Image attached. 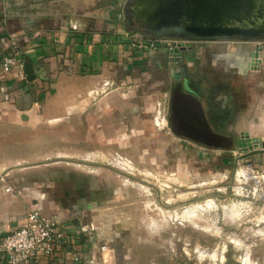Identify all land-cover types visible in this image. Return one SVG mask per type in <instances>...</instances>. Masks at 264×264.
<instances>
[{
	"label": "crops",
	"instance_id": "crops-1",
	"mask_svg": "<svg viewBox=\"0 0 264 264\" xmlns=\"http://www.w3.org/2000/svg\"><path fill=\"white\" fill-rule=\"evenodd\" d=\"M127 1L0 0V62L18 46L26 75L0 69L1 132L23 127L34 140L45 127L51 144L62 127L64 146L90 151L89 158L102 151L101 141L114 142L118 151L120 141L158 140L164 143L166 154L158 158L164 170L172 162L176 171L227 176L240 155L264 170V54L258 43L187 38L191 43L179 62L169 59L165 49L134 53L121 43L123 33L144 36L130 26ZM185 60L188 74L182 70ZM187 78L197 85L196 93L185 88ZM106 82L112 84L110 92L94 96ZM209 134L223 136L227 145L200 142ZM12 143L21 147L22 138ZM37 146L25 153L0 151V236L37 209L58 215L77 246L80 261L56 264H137L133 250L119 243L126 240L124 220H114L102 207L96 191L101 178L94 176L92 184L91 176L66 166H34L29 160ZM143 152L149 156L146 147ZM125 155L122 160L131 164V155Z\"/></svg>",
	"mask_w": 264,
	"mask_h": 264
},
{
	"label": "rangeland",
	"instance_id": "rangeland-1",
	"mask_svg": "<svg viewBox=\"0 0 264 264\" xmlns=\"http://www.w3.org/2000/svg\"><path fill=\"white\" fill-rule=\"evenodd\" d=\"M229 4L233 8L241 7L237 1ZM164 38L175 39H153ZM260 41L264 42V39ZM59 122L52 123V126ZM5 128L1 132L0 127V151L9 155L13 151L9 150L11 148L15 149L14 152L25 153L32 144L38 145L34 150V160H29L34 166H66L70 172L92 177V184L94 176L101 178V187L96 191L103 198L102 207L110 209L114 220H124L121 226L126 230V240L119 243L130 252L133 250L135 263L264 262V203L242 197L241 189L234 182L235 170L227 176L204 175L187 172L185 168L176 171L172 162L164 170L158 158L166 153L162 150L164 143L161 146L162 141L158 140L123 141V144L120 141L118 151L112 147L114 142L101 141L102 151L89 158L87 152L90 151L69 149L60 138L55 137L53 143L48 144L43 140H33L27 128ZM60 128L62 130V127L58 130ZM42 131L46 128L38 132ZM21 138V147L14 148L12 141H20ZM199 139L208 146L227 145L223 136L212 137L209 134ZM166 145V149H173L170 142ZM143 147L149 151V156H144ZM125 154L131 155V164L126 165L127 160H122L127 158ZM114 157L121 159L112 161ZM122 168L127 171H121Z\"/></svg>",
	"mask_w": 264,
	"mask_h": 264
},
{
	"label": "built area",
	"instance_id": "built-area-1",
	"mask_svg": "<svg viewBox=\"0 0 264 264\" xmlns=\"http://www.w3.org/2000/svg\"><path fill=\"white\" fill-rule=\"evenodd\" d=\"M121 43L134 53H152L165 49L169 59H176V47L188 48V39H153L140 37L129 31L123 33ZM264 54V42L256 41ZM262 46V47H261ZM3 72L15 70L25 78L23 51L13 46L0 62ZM112 84L106 82L93 92L94 96L107 95ZM240 155L234 174V182L241 189L242 197L259 204L264 203V170L253 161ZM11 188H7L10 191ZM104 252L107 247L102 246ZM0 260L2 264H56L61 260L80 261L75 241L70 237L66 224L58 215L46 216L37 209L27 212L22 225L0 236Z\"/></svg>",
	"mask_w": 264,
	"mask_h": 264
},
{
	"label": "flooded vegetation",
	"instance_id": "flooded-vegetation-1",
	"mask_svg": "<svg viewBox=\"0 0 264 264\" xmlns=\"http://www.w3.org/2000/svg\"><path fill=\"white\" fill-rule=\"evenodd\" d=\"M233 1L241 7L233 8ZM141 2L126 3V14L131 28L147 38L215 34L224 39H264V0H167L162 10L154 6L149 11L140 8Z\"/></svg>",
	"mask_w": 264,
	"mask_h": 264
},
{
	"label": "water",
	"instance_id": "water-1",
	"mask_svg": "<svg viewBox=\"0 0 264 264\" xmlns=\"http://www.w3.org/2000/svg\"><path fill=\"white\" fill-rule=\"evenodd\" d=\"M131 1L132 0H128L127 5H129L131 3ZM141 1L142 2L140 4V8H142V9H144L146 11H149L150 9L151 10H155L154 8L156 6H157V9H161L162 10L163 7H166L167 6L166 5V1L167 0H149L150 3H149V1L145 2V0H141ZM149 6H150V8H149ZM172 6H175V4H172ZM176 7H177V5H176ZM198 37L199 38H215V37H218V36L215 35V34H201V35H198ZM175 39H187V38H175ZM187 50H188V48H186V47L185 48H183V47L182 48L176 47L174 49V51L178 55L177 58H176L178 60V62L179 61H183V54H185L187 52ZM183 52H185V53H183ZM25 69H26V73L30 75V69H29V67L27 66ZM186 69H187V67H186V60H185V65L182 67V70H184L186 72V73L184 72L185 74H188ZM185 82H186L185 83V88L188 91H190L192 93H196L197 92V85L194 84V82L192 80H190L189 78H187V80Z\"/></svg>",
	"mask_w": 264,
	"mask_h": 264
},
{
	"label": "trees",
	"instance_id": "trees-1",
	"mask_svg": "<svg viewBox=\"0 0 264 264\" xmlns=\"http://www.w3.org/2000/svg\"><path fill=\"white\" fill-rule=\"evenodd\" d=\"M145 38H147V37H145ZM185 38H191V37H185ZM34 136L36 137L35 139H37V140H43L45 142H48V141L50 142L52 140V134H50V133H48L46 131H44V132H38ZM65 136H66V134H64L62 130H60L55 135V137L58 138V139L60 138V140L63 139V137H65Z\"/></svg>",
	"mask_w": 264,
	"mask_h": 264
}]
</instances>
